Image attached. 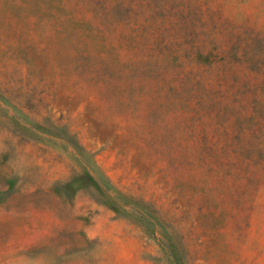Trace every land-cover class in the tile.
Instances as JSON below:
<instances>
[{"label": "rangeland", "instance_id": "374dc122", "mask_svg": "<svg viewBox=\"0 0 264 264\" xmlns=\"http://www.w3.org/2000/svg\"><path fill=\"white\" fill-rule=\"evenodd\" d=\"M0 264H264V0H0Z\"/></svg>", "mask_w": 264, "mask_h": 264}]
</instances>
